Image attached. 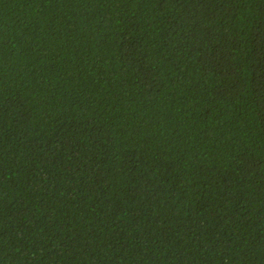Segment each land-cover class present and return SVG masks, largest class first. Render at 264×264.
Instances as JSON below:
<instances>
[{
  "label": "trees",
  "instance_id": "1",
  "mask_svg": "<svg viewBox=\"0 0 264 264\" xmlns=\"http://www.w3.org/2000/svg\"><path fill=\"white\" fill-rule=\"evenodd\" d=\"M0 264H264V0H0Z\"/></svg>",
  "mask_w": 264,
  "mask_h": 264
}]
</instances>
